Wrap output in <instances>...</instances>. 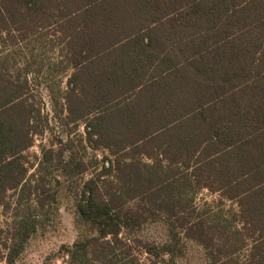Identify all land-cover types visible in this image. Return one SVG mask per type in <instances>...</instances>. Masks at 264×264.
<instances>
[{"label": "trees", "instance_id": "16d2710c", "mask_svg": "<svg viewBox=\"0 0 264 264\" xmlns=\"http://www.w3.org/2000/svg\"><path fill=\"white\" fill-rule=\"evenodd\" d=\"M44 31L58 35L74 69L70 120H86L88 144L109 152L75 200L68 264H176L188 239L210 264H264V0H0L5 214L18 192L6 240L0 229V260L15 264L39 227L33 205L20 209L23 198L34 195L41 209L56 198L45 175L29 176L25 153L41 110L29 99L31 70L14 75L9 54ZM62 146L42 149L39 172L59 166L76 179L88 165L72 139ZM204 189L238 204L231 220L191 204ZM159 220L169 241L138 237ZM250 240L246 261L233 262Z\"/></svg>", "mask_w": 264, "mask_h": 264}, {"label": "rangeland", "instance_id": "374dc122", "mask_svg": "<svg viewBox=\"0 0 264 264\" xmlns=\"http://www.w3.org/2000/svg\"><path fill=\"white\" fill-rule=\"evenodd\" d=\"M45 35L32 36L21 46L13 47L10 52L11 65L14 75H20L25 69H30L28 75L30 84V102L36 109L41 110V121H34V125L40 134L35 135L33 146L25 153L28 158L29 176L37 181L45 175L46 184L51 188L56 198L47 203L44 209L34 203L36 199L23 198L20 209L27 210L33 205L34 213L39 216L40 223L36 233L27 242L23 252L17 258L15 264H68V255L65 254L63 246L71 245L79 235V228L75 219V200L85 181L90 179L95 173L97 159L101 160L105 155H109L106 149H93L87 141L86 120L72 122L67 111L65 100L67 92L68 78L74 73V69L64 60L63 46L59 43L58 35L52 31ZM4 44L0 42V58H4L8 53ZM25 77L21 75V80ZM41 131H43L41 133ZM69 139L73 140L79 158L84 159L88 167L83 175L78 178L69 179L62 176L59 166L40 169L43 158L42 149L52 148L59 151L63 148L62 143ZM70 151H66L64 156L68 158ZM93 164V165H92ZM52 171V174H47ZM32 179V178H31ZM191 198V195L189 196ZM11 209L5 214L2 207L0 219V229L4 230L3 239L8 236L9 226L13 222L14 212L17 208L18 192L11 191L8 194ZM198 209H206L208 215L214 216L222 214L226 218L232 219L234 212L238 211V204L233 201L222 200L219 193L209 190H202L198 195H194L191 203ZM222 212V213H220ZM224 219V218H223ZM9 225V226H8ZM238 225V226H237ZM241 227V224H236ZM235 229V226H231ZM138 237L143 241L162 245L169 241V228L162 221H152L146 223L138 233ZM233 257V262L244 263L249 255L250 245ZM6 251V250H5ZM149 256L142 253V259L148 261ZM167 258L169 256L166 255ZM0 264H7L5 260H0ZM176 264H210L206 249L203 245L193 240H184L183 252L176 258Z\"/></svg>", "mask_w": 264, "mask_h": 264}]
</instances>
